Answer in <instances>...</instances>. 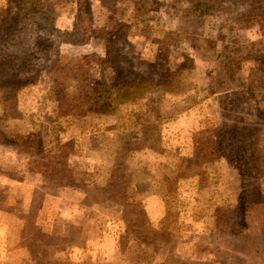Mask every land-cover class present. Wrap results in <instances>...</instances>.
<instances>
[{"label":"rangeland","instance_id":"obj_1","mask_svg":"<svg viewBox=\"0 0 264 264\" xmlns=\"http://www.w3.org/2000/svg\"><path fill=\"white\" fill-rule=\"evenodd\" d=\"M93 54L148 85L120 117L59 101ZM0 264H264V0H0Z\"/></svg>","mask_w":264,"mask_h":264},{"label":"trees","instance_id":"obj_2","mask_svg":"<svg viewBox=\"0 0 264 264\" xmlns=\"http://www.w3.org/2000/svg\"><path fill=\"white\" fill-rule=\"evenodd\" d=\"M110 35L111 32H106L104 37L108 48L107 55L110 54V57H112L114 54H117L119 50V43L114 41ZM96 58H99V61L105 63L106 65L103 69L105 70L103 74H108L106 70L109 67H111L113 70H116L112 61H108V58L105 59L98 57L96 54L85 55L83 61L79 63H68L67 65H63L61 63L58 65L56 70H54L53 75L56 78L70 74L72 77L77 79V84L71 91L66 86H63V80L61 77L58 78L56 86L58 88V94L60 95L59 101L62 107L68 111L66 113L76 115L82 119H87L98 114H104L108 118H114L116 115L119 116L118 112H121L124 105L128 106L138 104V99L147 89L146 87L148 85L143 78H138L129 85L121 83L110 86H103L102 84L99 85L95 79L87 77L88 73L92 69L91 64L96 61ZM17 138H19L20 141L18 142L20 150L24 152L28 151V146L26 143L31 142V140H29L30 137L27 134H19L17 135ZM218 142L219 136H215L213 144L217 146ZM36 143L37 140L34 139L33 147L36 145ZM215 158L216 156H213L212 160ZM186 162L184 161L181 164L182 170H184V175H193L196 168L193 167L190 170V168L187 167ZM119 173L123 175L120 180H117L116 184H110L108 186H101L99 184L86 185L85 190L93 194H99L107 199L117 201L119 204L126 206L130 200V197L128 196L129 187L130 184L134 182L132 180V174L126 171ZM116 174L117 171L114 170L112 175L113 179ZM142 185L143 184L141 182L135 183L138 191H141ZM110 193L116 195V198L108 196ZM233 225L238 227L239 223L228 224V227L233 228ZM144 229L147 232L151 231L149 224H147Z\"/></svg>","mask_w":264,"mask_h":264}]
</instances>
